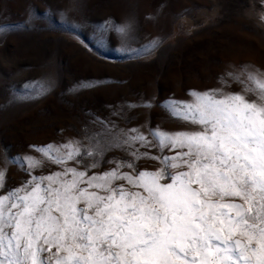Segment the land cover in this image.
I'll use <instances>...</instances> for the list:
<instances>
[{
	"label": "rangeland",
	"instance_id": "rangeland-1",
	"mask_svg": "<svg viewBox=\"0 0 264 264\" xmlns=\"http://www.w3.org/2000/svg\"><path fill=\"white\" fill-rule=\"evenodd\" d=\"M244 66L264 72V0H0V196L66 168L156 171L175 152L133 143L147 153L133 156L122 133L154 145L156 130L195 127L169 105L242 93ZM68 144L80 154L57 163Z\"/></svg>",
	"mask_w": 264,
	"mask_h": 264
},
{
	"label": "snow or ice",
	"instance_id": "snow-or-ice-1",
	"mask_svg": "<svg viewBox=\"0 0 264 264\" xmlns=\"http://www.w3.org/2000/svg\"><path fill=\"white\" fill-rule=\"evenodd\" d=\"M231 75L242 93H191L194 103L169 105L195 127L156 130L154 145L137 129L122 133L133 156L147 155L133 143L175 152L156 171L66 168L0 196V264H264V72ZM64 147L57 163L80 154Z\"/></svg>",
	"mask_w": 264,
	"mask_h": 264
}]
</instances>
